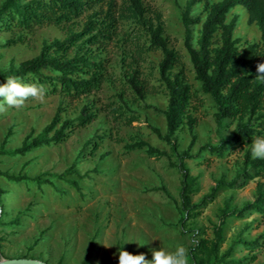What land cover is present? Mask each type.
Instances as JSON below:
<instances>
[{"label": "rangeland", "instance_id": "rangeland-1", "mask_svg": "<svg viewBox=\"0 0 264 264\" xmlns=\"http://www.w3.org/2000/svg\"><path fill=\"white\" fill-rule=\"evenodd\" d=\"M4 0H0V4ZM112 15L116 21L114 38L103 56L107 59V74L101 89L89 99L66 101L46 94L43 98H29L22 108L0 107V145L10 131L6 150L20 146L23 139L39 134L48 125L58 108L62 120L74 118L88 102L93 104L96 119L83 129L69 135L62 144H52L34 151L25 158L0 156V211L3 220L16 224L0 229V261L33 259L45 264H81L84 252L93 239V253L89 264H118L119 250L131 254L144 253L151 260L152 250L173 251L178 244L188 250V264L199 240L212 239L214 230L225 222L220 254L230 246V259L242 264H264V248L247 249L232 244L236 239L251 242L264 236V217L250 213L244 219L224 220L221 211L241 208L255 199L256 183L262 180L239 179L233 188H222L212 201L198 209L195 220L179 224V189L181 176L175 165L176 157L162 140L165 135L163 111L166 91L159 80L158 51L147 50V39L134 27L125 0H112ZM147 16L161 18L163 37L168 47L180 58L178 70L184 72L192 91L198 89L193 70L184 47V27L181 15L187 0H140ZM95 10L105 12L106 6ZM202 5L195 4L191 16L201 15ZM89 13L64 28L49 26L36 28L32 33L0 32V71L35 57L43 42L63 40L66 32H78ZM236 15L233 37L238 47L258 44L260 34L247 24V13L236 7L228 20ZM204 15H201L203 20ZM191 42L196 48L199 26H191ZM23 37L19 39V36ZM12 40V43H5ZM137 70L145 88L144 101L137 100L125 83L126 76ZM3 81H0L2 83ZM196 103L194 129L196 140L189 150L187 131L174 135L178 154L189 150L195 159L184 160L191 175L197 177L193 203L210 193L219 179L233 180L243 165L244 147L223 155H209L200 149L215 145L217 136L213 109L207 98ZM233 128V126H232ZM231 128V129H232ZM154 130L158 131L160 138ZM229 130L225 131L227 136ZM103 137V140L97 137ZM94 139L98 149L94 155L86 153L77 161L83 145ZM138 140L144 141L161 154L149 155L146 148L131 149ZM103 154H108L104 159ZM25 176L28 182L10 179ZM50 180L56 189L44 186L35 190L34 178ZM76 182L75 189L69 182Z\"/></svg>", "mask_w": 264, "mask_h": 264}, {"label": "trees", "instance_id": "trees-1", "mask_svg": "<svg viewBox=\"0 0 264 264\" xmlns=\"http://www.w3.org/2000/svg\"><path fill=\"white\" fill-rule=\"evenodd\" d=\"M129 17L142 31L147 39L148 51H158L161 60L158 63V77L167 96L166 108L163 111L165 135L162 140L168 144L172 154L177 159L175 165L181 176L179 197V224L195 220L199 217V208L207 201H212L222 188H233L241 178L244 181L262 180L256 183L255 199L245 203L241 208H229L226 204L221 211L224 220L235 218L242 220L248 214L255 213L264 217V159H254L251 156V142L258 136H264V73L257 72V65L264 63V0H187L181 15L184 27V47L198 89L192 91L187 83L184 72L179 69V55L168 47L163 37V27L160 16L151 19L140 0H125ZM200 3L201 15L191 16L192 7ZM105 5L106 11L99 12L97 7ZM236 7H242L247 13V24L255 26L260 34L258 44L238 47V40L233 34L238 17L228 15ZM114 4L112 0H4L0 4V32L18 31L32 33L36 28L55 26L64 28L66 25L89 13L78 32L68 30L63 40L43 42L39 53L17 67L9 66L0 71V81L15 77L22 82L42 84L48 95L57 96L69 102L89 99L97 93L105 81L107 74V59L103 56L106 47L114 38L116 21L112 15ZM191 26H199L196 48L191 42ZM22 36L18 38L21 39ZM12 43V40L5 44ZM125 83L137 100L144 101L146 91L137 70H132L125 78ZM207 98L213 109L215 145L206 144L200 151L209 155H223L244 147L243 165L241 171L230 182L219 179L210 193L199 203H193L192 196L196 192L197 177L191 175L184 160L195 159L189 154L196 136L194 129L197 119L193 116L196 103ZM58 108L50 123L36 136H26L20 146L6 150L8 131L0 145V156L25 158L39 149L65 142L69 135L78 129L91 124L97 117L93 104L88 102L72 119L62 120ZM233 126V128H232ZM232 128V129H231ZM229 130L227 136L225 131ZM160 138L158 131L154 130ZM187 131L191 141L189 150L178 154L176 138L178 132ZM97 139L103 140L98 136ZM131 149L146 148L149 155L161 154L144 141L138 140ZM98 149V142L87 141L76 156L77 161L86 153L92 155ZM108 154L101 156L104 159ZM5 177V174L0 173ZM13 181L28 182L25 176L11 177ZM35 190L43 192L44 186L56 189L50 180L34 178ZM78 189L76 182H69ZM6 194L0 189V205L2 196ZM3 220L0 211V229L16 224ZM221 222L214 230L213 238L201 239L191 255L192 264H242L240 260L230 259V246L220 254L224 240ZM232 244H241L247 249L264 248V236L251 242L236 239ZM93 239L84 252L81 264H89L93 253ZM57 264H60L58 262Z\"/></svg>", "mask_w": 264, "mask_h": 264}, {"label": "clouds", "instance_id": "clouds-1", "mask_svg": "<svg viewBox=\"0 0 264 264\" xmlns=\"http://www.w3.org/2000/svg\"><path fill=\"white\" fill-rule=\"evenodd\" d=\"M257 72L264 73V63L257 65ZM46 94L47 90L42 84L22 82L10 77L0 83V107L6 105L22 108L29 98L40 99ZM251 144L252 158L264 159V136L256 137ZM118 264H188V250L183 244H178L173 251L160 247L152 250L151 260H146L144 253L134 255L120 249Z\"/></svg>", "mask_w": 264, "mask_h": 264}, {"label": "water", "instance_id": "water-1", "mask_svg": "<svg viewBox=\"0 0 264 264\" xmlns=\"http://www.w3.org/2000/svg\"><path fill=\"white\" fill-rule=\"evenodd\" d=\"M0 264H45L38 260L33 259H11V260H2Z\"/></svg>", "mask_w": 264, "mask_h": 264}]
</instances>
